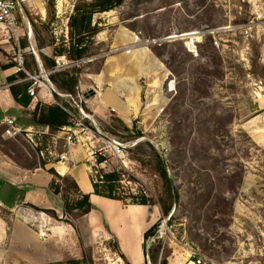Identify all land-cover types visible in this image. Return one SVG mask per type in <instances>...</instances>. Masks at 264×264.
Here are the masks:
<instances>
[{"label": "rangeland", "instance_id": "374dc122", "mask_svg": "<svg viewBox=\"0 0 264 264\" xmlns=\"http://www.w3.org/2000/svg\"><path fill=\"white\" fill-rule=\"evenodd\" d=\"M33 1L16 14L18 38L0 45V61L6 65L14 66V53L27 48L30 51L24 59L30 72L35 68L30 56L32 49H50L53 58L63 56L68 64L61 72L68 73L94 72L98 67L100 70L106 60L123 59L133 51L151 55L147 68L153 73L139 77L140 94L136 96L135 111L128 117L129 127L125 125L128 132L115 119L121 115L111 108L104 121L94 120L84 103L94 98L91 92L72 95L75 103L67 100L76 107L77 97L83 96L80 107L91 115L105 136L122 148L119 158L105 157H109L107 164L100 165L96 157L87 165L92 177L118 172L120 180L114 195L120 200L113 201L121 206L141 207L142 214H137L136 220L126 217L133 226L130 234L136 230L135 225L144 222L145 227L156 224L157 229L146 241L140 236L138 252L127 246L123 248L127 254L124 255L114 238L101 231L92 234L83 217L55 213L54 218L46 212L49 209L32 208L34 214L22 216L23 221L34 227L41 240L50 235L48 220L71 226L79 244L69 246L67 256L80 249L82 258L78 261L86 264H153L150 257L154 247H159L157 264L163 259L166 264L176 262L190 251L216 264H264V0H123L110 11L92 15L91 27L97 30L88 37L92 54L76 62L54 49L68 45V22L75 6L94 0H39L43 13ZM190 33L194 35L181 37ZM207 35L211 36L215 56L219 58L222 79H216L210 69L196 71L194 66L196 46ZM163 43L167 45L159 47ZM253 46L258 53L260 79L250 72ZM202 51L206 56L212 54L205 46ZM169 53L176 55L179 62L174 74L168 69ZM117 63L121 64V60ZM194 72L201 73L206 91L202 97L192 91L190 78ZM51 136L55 144L44 140L33 144L24 135H18L1 141L2 148L24 166L37 163L38 158L55 163L56 155L64 150L63 135ZM150 145L165 161L177 190L178 199L170 204L168 216L162 212L167 201L165 184L154 169V159H149ZM218 174L235 176L233 192L221 193ZM211 184V194L206 191L200 196ZM140 196H145L146 205L129 204L131 198L138 200ZM3 213L7 220V212ZM131 241L129 238L127 245ZM65 248L62 250L68 249ZM25 249L14 251L0 244V264H58L75 260L61 258L59 248L55 254L50 253L51 261L45 259L42 248L40 253Z\"/></svg>", "mask_w": 264, "mask_h": 264}, {"label": "crops", "instance_id": "0c3cea01", "mask_svg": "<svg viewBox=\"0 0 264 264\" xmlns=\"http://www.w3.org/2000/svg\"><path fill=\"white\" fill-rule=\"evenodd\" d=\"M33 2L40 11L41 4L39 5V0ZM27 35L29 36L30 33L28 32ZM51 51L50 49H47V51L34 50L31 53L30 56H32L35 67L33 71L37 70L38 65L44 70H49L43 57L52 58L53 60ZM151 58V55L147 52L133 51L125 54L123 59L112 58V60H106L100 70L98 67L94 72L88 71L78 74L77 92H91L94 96V98L84 101L86 109L92 114L94 120H97V122L99 120L104 121L109 116L108 109L111 108L121 115L117 117L128 126V117L135 111L137 107L136 96L140 94L139 77L153 73L151 69L149 73L147 68V62L148 65L152 62ZM119 60H121V64L117 63ZM20 78L19 75L14 74L11 66L0 61V142L18 136L6 137L3 135L5 129L3 121L10 118L14 120L15 126L19 129V135H24L32 143L34 142L33 144L43 140L46 143L47 141L52 143L49 142L53 139L52 136L49 139V128L35 123L33 112L37 104L55 105L57 103L56 96L64 98L57 93L53 86L55 92H51V96L46 91L39 90L37 97L31 99L25 92V84L19 82ZM11 88L17 92L16 99L11 93ZM21 101H25V103ZM65 127H72L71 123ZM61 129L57 132L56 138L62 137ZM2 146L1 142L0 209L7 212V220L3 219L0 214V244H5L10 250L14 251L23 250L26 247L27 249L31 248L33 252L40 253L42 248L44 249L45 259H50V261L52 260L51 254L54 253L56 248L57 250L60 249L58 254L61 255V258H66L69 257L67 255L70 253L69 246L79 244L73 228L69 225L52 223L51 220H48L46 226L50 235L46 240H41L34 227L23 221L22 216L34 214L30 211L32 208L49 209L56 214L63 213L60 196L55 195L50 188L53 176L48 170L52 168L60 176L71 177L79 191L82 194L89 195V201L93 205V209L83 218L86 220L92 234H99V231H101L103 234L114 238L124 255L127 254L123 248L127 246L132 247L134 253L138 252L140 236L143 238V233L149 227L144 226L145 222L144 224L135 225L134 229L136 230L130 234L129 229H132L133 226L127 221L126 217L136 220V215L142 214L141 207L135 205L121 206L118 201L93 194L87 165V154L81 145L70 150L69 161L63 166L51 163L48 159H43L47 163L42 168L38 165L39 158L38 162L31 166L17 163ZM39 153L42 154V151L40 150ZM133 209H137L139 212H134ZM106 211L110 213H106ZM130 211L133 212L130 213ZM103 223L107 228L104 227ZM99 227L102 230H99ZM129 238H132V241L130 245H127L129 244L127 242ZM135 238L137 242H134ZM64 248L66 250H62ZM69 258L80 260L82 251L79 249L78 252H73V256Z\"/></svg>", "mask_w": 264, "mask_h": 264}, {"label": "trees", "instance_id": "16d2710c", "mask_svg": "<svg viewBox=\"0 0 264 264\" xmlns=\"http://www.w3.org/2000/svg\"><path fill=\"white\" fill-rule=\"evenodd\" d=\"M123 0H94L93 2H89L83 6L74 8V14L70 16L68 22V29H69V41L66 47H61L57 50L54 49V52L63 53L66 55L67 59L76 62L87 56L91 55L90 47L92 45L91 40L88 37L93 36L96 34L97 30L91 27V18L94 13H104L107 11L112 10L116 6L120 5ZM166 43L161 44L159 47L166 46ZM208 47L211 49V56H206L205 53L202 51V47ZM196 57L194 59V66H197L196 71L201 70L204 72H208L210 69V73L215 75L218 78L223 77V72L219 65V58L215 56V47L212 45V38L210 35L204 37L203 43H199L196 46ZM254 48V54L251 59V75H253L256 79H260V73L258 72V53L257 49ZM185 55L189 53L184 51ZM190 55V54H189ZM169 64L168 69L172 74L176 73L175 67L178 68L179 62L176 59V55L173 53L168 54ZM193 58V57H192ZM44 62L47 65L49 70L54 68V61L52 58H45L43 57ZM173 65V66H172ZM212 65H215L212 67ZM264 72V69H262ZM79 71L75 70V73H68V72H61L55 71L49 75V80L52 85L57 90L59 95H70L74 96L78 94L76 87H77V80ZM201 73L195 72L192 73L190 78L191 87L195 93L199 96L206 95V91L203 88L204 83L200 78ZM264 75V74H262ZM205 76V75H204ZM12 79V78H11ZM206 81V80H205ZM202 84V85H201ZM195 88V89H194ZM11 93L13 97L17 98V92L11 88ZM202 97V96H201ZM57 104L55 105H43L37 104L34 112H33V120L35 123L47 126L49 128V137L51 135L56 134L61 128L70 125L71 115L74 116L73 113L76 114L77 110L76 107L72 106L71 103L65 98L62 99L59 96H56ZM72 101V100H71ZM25 103V101H21ZM70 107V108H69ZM71 114V115H70ZM116 121L121 126L122 130L128 132L129 129L125 126V124L119 120V118H115ZM88 124V123H86ZM215 128V127H214ZM216 129V128H215ZM106 132H111L108 129H105ZM3 144V143H2ZM1 145V142H0ZM150 150L149 159H154V169L156 173L159 175L163 183L165 184L164 193L166 194L167 201H164L162 212L164 215L168 216L170 212V204H173L178 199V194L176 187L173 185L171 178L167 172V166L165 161L159 156L153 147L150 145L148 146ZM39 149L36 150L39 153ZM102 158L98 157L97 161L100 162ZM46 160H39V167H43L46 164ZM48 172L53 176V181L50 184V188L55 195H59L62 202H63V213L65 214H74L80 218L86 216L92 209L93 205L89 201L88 194H82L75 181L69 176H60L58 175L52 168L48 170ZM235 176L232 174H218L217 175V183L222 187V194L223 193H230L233 192L234 184L233 178ZM119 173L116 171H111L107 174H99L97 173L96 176H90L91 185L93 188V194L97 196H101L104 198L112 199V200H120L114 195V190L116 189L118 182H119ZM209 178V176H208ZM210 180V179H209ZM212 184L201 191L199 193L202 196L206 191H209L211 194L212 191ZM211 197V195H210ZM129 204H137V205H146L147 200L145 196H140L138 200L135 198H131ZM37 210L38 208H34ZM52 217L56 218V214L53 210H46ZM77 213V214H76ZM0 214L3 219L4 213L3 210L0 209ZM157 226L153 224L149 229H147L143 233V240L146 241L147 238L150 236H154L156 234ZM145 246V243H144ZM158 248L154 247L151 252L150 259L152 260L153 264H157V254ZM121 258L123 256L119 254ZM149 258V254H146ZM58 264H86L85 261H78V260H66L64 262H59ZM159 264H166L165 259H163Z\"/></svg>", "mask_w": 264, "mask_h": 264}, {"label": "built area", "instance_id": "2783aa9c", "mask_svg": "<svg viewBox=\"0 0 264 264\" xmlns=\"http://www.w3.org/2000/svg\"><path fill=\"white\" fill-rule=\"evenodd\" d=\"M32 1L33 0H0V45L8 43L11 38H18L19 18H17L16 14L21 12L22 8L31 5ZM29 51V48H27L24 51H17L16 54L14 53L13 61L15 62V65L12 66L13 72L16 75H22V77L19 79V82L25 83V92L31 99H35L37 97V92L39 90H44L51 96V92H55V89L49 80V75L55 71L64 70L68 63L64 60L63 56H58L53 58L55 65L53 69L44 70L40 65H38L36 71L30 72L25 67L24 59V54L28 53ZM31 52L33 53V50H31ZM60 96L65 99H71L73 103H75V100H73V98L68 94ZM82 98L83 96L77 97L78 104L76 105V108L78 109V115L75 117L70 114L72 127H63L61 129V132L63 133L62 148L64 150L56 155V165L63 166L66 162H68L70 150L77 147L78 145H81L86 151L87 162H94L96 157H100L102 158V160L99 162L100 165L108 163L109 157L105 158L107 156L119 158L123 155L120 144L114 139L105 136L100 128L94 124V120L91 115L86 114L80 107V104H82ZM3 123L5 125L3 132L4 136L14 137L20 134L19 129L15 126L13 119L7 118L3 121ZM51 141L52 144H55L56 142L55 138H53ZM103 158L105 159L103 160ZM90 173H92L91 170ZM168 264L216 263L209 259L206 260L205 258L197 255L195 252L190 251L176 262H169Z\"/></svg>", "mask_w": 264, "mask_h": 264}, {"label": "water", "instance_id": "95a60500", "mask_svg": "<svg viewBox=\"0 0 264 264\" xmlns=\"http://www.w3.org/2000/svg\"><path fill=\"white\" fill-rule=\"evenodd\" d=\"M192 35H194V34L190 33V34H187V35H183V36H181V37L192 36Z\"/></svg>", "mask_w": 264, "mask_h": 264}, {"label": "bare ground", "instance_id": "6f19581e", "mask_svg": "<svg viewBox=\"0 0 264 264\" xmlns=\"http://www.w3.org/2000/svg\"><path fill=\"white\" fill-rule=\"evenodd\" d=\"M39 5H40V3H39ZM40 11H41V13L43 12V9H42V7L40 6Z\"/></svg>", "mask_w": 264, "mask_h": 264}]
</instances>
